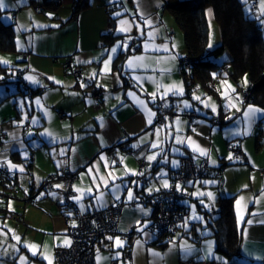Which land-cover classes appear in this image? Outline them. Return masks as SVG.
I'll list each match as a JSON object with an SVG mask.
<instances>
[{"label": "crops", "instance_id": "crops-1", "mask_svg": "<svg viewBox=\"0 0 264 264\" xmlns=\"http://www.w3.org/2000/svg\"><path fill=\"white\" fill-rule=\"evenodd\" d=\"M29 1L37 11L52 17L42 22L32 16L33 23L23 22L20 34L15 28V50L7 51L14 52L16 64L0 57V76L9 73L0 81V166L15 179L13 183L0 180V264H53L48 247L53 251L66 246L65 241L71 244L69 227L78 223L77 212L121 203L117 232L111 240L110 235L100 238L90 264H183L185 260L232 264L233 258L238 264H264V157L256 156L254 147L244 141L247 136H255L256 145L260 144L264 116L258 115L249 126L244 112L249 105L264 107L244 99L243 91L249 89L247 76L237 80L222 73L217 76L220 79L216 77L212 90L199 82L184 96V32L182 36L175 29L165 0H87L76 18H72L75 0ZM29 1L21 0L12 13L5 9L3 16L15 20L16 25ZM38 5L45 9H37ZM108 5L116 6L114 14L120 13L115 25L109 21ZM58 8H65L64 13ZM121 21L127 24L122 25ZM133 24L132 37L125 38V31L132 29ZM122 26L126 28L123 32L119 31ZM109 31L117 36L106 37ZM220 39L219 36L218 42ZM117 45L121 47L113 53L111 50ZM124 51L127 54L123 67L118 69L116 58ZM136 57L143 59L136 61ZM130 59L132 66L128 65ZM75 67L82 69L81 76L72 73ZM17 74H21V80H16ZM29 76L37 82L26 79ZM127 77L132 84H127ZM172 86L182 88V95L173 94ZM95 87L100 97H96ZM159 98L175 112L173 117L158 119L154 102ZM138 101H145V107ZM230 102L235 107H229ZM149 110L155 113L151 123ZM191 111L198 116L190 117ZM213 116L219 122H212ZM153 143L158 147L152 148ZM114 145L112 156L109 151ZM233 145L245 153L244 162L237 158ZM198 149H205L208 154L201 155ZM143 155L156 156L149 161L146 184L137 176ZM230 155L232 159H228ZM183 156H191L196 162L206 159L205 177L219 176V181L203 177L185 187V198L195 200L197 206L190 210L187 203L189 214L182 228L166 246H160L156 243L160 233L151 225L154 209L136 190L144 187L143 193L151 195L170 188L171 170L180 166ZM173 161L178 165L174 166ZM63 171L77 173L68 202L62 187H56L63 186L62 181L52 189L42 186L47 177ZM154 171L160 175H153ZM246 171L260 175L257 183L248 184L244 174L241 176ZM165 180L167 188L163 186ZM198 181L217 188L210 209L216 208L220 193L236 194L235 210L243 239L240 253L232 258L218 253L216 238L208 234L199 206L203 197L194 194L195 189L199 190ZM246 187L252 192L238 207L237 195ZM188 188H192L191 192ZM129 190L133 192L131 200L127 196ZM260 192L261 198L254 195ZM101 196L102 200L98 199ZM12 213H18L20 219L12 217ZM249 220L251 224L247 223ZM145 224L147 227H143ZM117 237L122 241L119 247L115 244ZM184 246L191 251L185 252ZM125 249L131 250L132 259L124 257Z\"/></svg>", "mask_w": 264, "mask_h": 264}, {"label": "trees", "instance_id": "trees-1", "mask_svg": "<svg viewBox=\"0 0 264 264\" xmlns=\"http://www.w3.org/2000/svg\"><path fill=\"white\" fill-rule=\"evenodd\" d=\"M247 2L249 1L165 0L164 4L166 8L173 13L177 24L184 32L187 48L186 53L190 58V66L186 68L182 62L183 55L181 56V73L184 75L187 83V89L184 96L188 95L191 87H194L195 84L199 82H201L207 89L212 90L216 77L222 73H228L237 80L242 79L243 76L246 75L248 78V88L250 89V95L247 101L257 103L264 107V34L262 32V25L257 17L258 13L256 15L253 14L251 9L252 5L250 3V6H247ZM87 4V0H75L72 18H76L77 13ZM115 7L112 5L107 6L109 21L112 25H115L116 22V15L113 12ZM209 10L214 14V17L219 24L221 38L220 41L217 44H214L211 48L208 47L210 43ZM4 12V9H0V50H15V20L6 19L3 16ZM105 36L109 38L115 37L117 34L109 31L105 33ZM134 39H136V37H134ZM129 50H131V48ZM126 54L127 51H124L118 55L115 64L116 68L121 69V67H123V58ZM224 69H228V71H225ZM8 74L9 73L0 76V81L8 78ZM127 84H132L128 77ZM160 100L161 99L159 98V103L156 104L158 109L160 106H164L172 110L163 104L162 101L160 102ZM154 103H156V101ZM174 114L175 112L173 111L172 117ZM114 148L115 145L111 149L113 150ZM232 150L234 151V149ZM143 157L146 158L148 163L145 168L140 167V160L143 159ZM201 160L198 161V163L201 162ZM241 160L243 161V159ZM177 169L178 167L171 170L172 186L166 190L163 189L149 195L143 193L144 187H137V195H140L146 203L151 204L154 209L153 223L151 224L153 227L158 218L159 198H157V196H161L163 193L171 191L174 186V173ZM207 169L208 165L201 178L192 179L183 184H179L180 191L174 196V199H176L179 203L178 205L184 208L187 212L189 206L185 203L186 192L184 189L191 182L205 177ZM149 170V160L143 155L139 159V174L137 175L138 179L143 184H146L149 181V176H147ZM157 173L160 175L159 171H154L153 175L158 176ZM0 177L1 182L9 181L10 183H13L15 181L8 169L2 166H0ZM163 195L165 198H168V194ZM235 198L236 194L220 193L216 201L217 206L212 209L205 207L203 205L204 203L202 204L199 202L200 209L204 213L206 219L205 227L209 229L208 234L216 238L217 250L229 258L240 253L243 239L242 229L238 224L237 213L235 210ZM165 203L168 204L169 200ZM121 205L123 206L122 203ZM187 217L188 215L186 217L173 219L177 230L182 228ZM198 222L202 223L201 221ZM198 226H200L199 223ZM175 232L176 231L172 232V238ZM205 235H207V233ZM169 241L170 240L166 238V233L161 232L156 243L160 246H166ZM232 262V264H238L235 261V258L232 259Z\"/></svg>", "mask_w": 264, "mask_h": 264}, {"label": "built area", "instance_id": "built-area-1", "mask_svg": "<svg viewBox=\"0 0 264 264\" xmlns=\"http://www.w3.org/2000/svg\"><path fill=\"white\" fill-rule=\"evenodd\" d=\"M252 12L257 14L258 2L257 0H252ZM37 9L44 10V5H38ZM26 52L23 53L25 57ZM182 62L186 68L190 66V58L187 53L183 55ZM70 65V61H68ZM72 73L79 77L82 75V69L80 67H75L72 69ZM17 80H21V74H17ZM96 90V88H95ZM96 97H100L99 91H95ZM244 99L247 101L250 95V89H244L243 91ZM159 101H156L158 104ZM172 116L173 111L160 106L158 109V119L164 120L166 116ZM190 117L198 116L196 111L189 112ZM212 122H219V118L213 116L211 118ZM236 155L240 159L245 158V153L240 149V147L233 146ZM110 155H114V151L110 149ZM148 163L146 158L140 160V167H147ZM208 162L206 159H202L201 162H196L191 156H183L181 159V164L174 173V186L170 192L163 193L168 194V198L164 195L157 196L158 201V218L154 223V228L157 229L159 233L165 232L166 238L168 240L172 239V232L177 231L174 218H182L188 215V212L180 207L178 201L174 199V196L180 191V185L192 179L201 178L203 176L204 170L207 167ZM159 173H157L158 175ZM77 173L74 171H63L61 174H52L47 177L42 186L47 189L54 188L58 181L63 182L62 193L67 199V202L71 200L73 195L72 184L76 179ZM169 200V203H165ZM75 209V208H74ZM123 206L121 204H109L108 206L94 209L91 211L77 212L78 223L69 227V232L72 235V242L70 245L58 246L56 248V260L57 264H90L94 260L95 251L97 244L102 236L110 235L112 238L118 230V224L121 218ZM12 217L15 219H20L18 213H13ZM123 255L127 259H132V252L130 249H125ZM207 261H195V260H185L183 264H206Z\"/></svg>", "mask_w": 264, "mask_h": 264}, {"label": "rangeland", "instance_id": "rangeland-1", "mask_svg": "<svg viewBox=\"0 0 264 264\" xmlns=\"http://www.w3.org/2000/svg\"><path fill=\"white\" fill-rule=\"evenodd\" d=\"M27 1H29V0H27ZM247 1H249V2H247V6H250L251 0H247ZM3 2H4V5H5V8H3V9L5 10V9L8 8V10H7L8 12L6 11V13H12V11L14 12V11H16V9H18V5H19V3H21V0H3ZM257 2H258V7H257L258 16L257 17L259 18V22L262 25V32L264 34V0H257ZM29 3L30 4H28V5H26L24 7V9H25L24 11L25 12H22L21 20H17V23L15 25L16 32L18 31L19 34L22 31V28H24L23 25H22L23 22L33 23L32 16L34 18H37L36 20L41 18L42 22L46 21V19H49L48 17H52L47 12L37 11L35 9L34 4H32L31 1H29ZM20 6H21V4H20ZM58 9H60V8H58ZM64 10H65V8H61L60 12L63 14ZM167 12L170 15V17H172V19L174 21L175 29L178 32L180 31V35L183 36L182 29L177 24L175 16L173 15V13L169 9H167ZM35 14L37 15L36 17L34 16ZM208 19H209V24H210V38H209V42L213 46L214 44L218 43V37L220 36V28H219V24H218L217 20L214 17V14L211 12V10H209V12H208ZM134 28L135 27H134V24H133L132 25V29H129L128 32L125 31L124 37L125 38L132 37V34L134 33ZM0 57L2 58V60H8V62H13V64H16L15 63L16 62V57H15L14 52L1 51L0 52ZM13 69H16V68H13ZM217 79H220V78L217 77ZM259 140H260V144L257 146L256 145V137L255 136H252V137L251 136H247V137L244 138L245 144L247 145V142L250 143V145H252L254 147V149H255V151L257 153L256 156H259V157L262 158V157H264V137L260 138ZM243 174H244V177H246L247 180L249 181L248 184L252 183V181H254V183H257L258 179L260 178L259 174H258V177H257V173L255 174V173H253L251 171L243 172L241 174V176ZM205 178L206 179H209V178L215 179L217 182L219 181V176H216V177H214V176H206ZM215 184H217V183H215ZM197 185L199 186V190L198 189L194 190L195 197H198V196L203 197V203L206 204V207L209 208V204H211V203L213 204L215 202V200H214L215 199V195H214L215 193L214 192L217 191L216 186L211 185V184L204 185V184H201L199 181L197 182ZM188 189L191 192L192 188H188ZM205 192L211 193L212 197H210L208 195H205ZM249 192H252V188H247L246 187L245 189L240 191V193H238L237 199H241V197H243V200H244L245 197H247ZM261 194H262V192L254 194V195H256L258 198H261L262 197ZM245 200L247 201L248 199H245ZM185 201H186V203H189L190 210H193L194 208H196L197 204H196L195 200L190 199V197H188L187 199L185 198ZM190 202H191V204H190ZM45 246H46V249H47L48 242L45 243ZM48 248H49V251H50L51 255H53V258H52L53 259V261H52L53 264H57L56 249L54 248V250L52 251L51 246H49ZM218 253H222V252L218 251Z\"/></svg>", "mask_w": 264, "mask_h": 264}, {"label": "snow or ice", "instance_id": "snow-or-ice-1", "mask_svg": "<svg viewBox=\"0 0 264 264\" xmlns=\"http://www.w3.org/2000/svg\"><path fill=\"white\" fill-rule=\"evenodd\" d=\"M3 8H5L4 2H3V0H0V9H3ZM115 15H120V13H116ZM146 23L150 24L151 21H146ZM121 24H122V25H126V24H127V21H121ZM125 30H126V28L123 27V26L119 29V31H121V32H123V31H125ZM150 35H151V34H150ZM120 47H121V45H117V46L114 47L111 51L114 53V52H116L117 49L120 48ZM125 47H126V46H125ZM144 47H145V48H148V44H145ZM208 47L211 48V47H212V44L209 43ZM109 59H110V58H109ZM142 59H143L142 57H136V58H135L136 61H141ZM128 65H129V66H132V65H133V60H132V59H130V60L128 61ZM104 70H105V71L108 70V63H107V62H105ZM94 75H95V74H94ZM213 75H215V74H213ZM26 79H28V80H30V81H33L34 83L37 82V81L35 80V77H32V76H29V77H27ZM81 86L83 87V86H86V85H83V84H82ZM171 90L173 91V94H175V95H182V93H183L182 88H177L176 86H172V89H171ZM167 91H168V90H165V95L167 94ZM233 91H234V90H233ZM129 95L131 96V95H133V94H132V93H129ZM151 95H152L153 97H155V96H156V93H152ZM164 98H165L164 96L161 97V99H164ZM195 99H200V98H199V97H195ZM138 103L141 105V107H145V103H146L145 101H138ZM185 107H188V104H187L186 102H185ZM229 107H235V105H234V104H231V102H230V103H229ZM212 110H213V112H215V111H216L215 107H213ZM153 115H155V113H151L150 110H149V111H148V122H149V123H151V118H152ZM258 115H259V116H264V109L255 108V107L249 105V106L247 107V110L244 112V116H245L246 120L248 121L249 126L251 125V123H252L254 120H256V119L258 118ZM33 122L35 123V121H33ZM237 134H239V133H237ZM48 135H51V134L48 133ZM151 147H152V148H156V147H158V144H157V143H153V144L151 145ZM198 150H199V152H200L201 155H207V154H208L207 151H206L205 149H198ZM147 159H148L149 161H153V160L156 159V156H155V155H148V156H147ZM228 159H232V156L230 155V156L228 157ZM213 163H215V162L213 161ZM173 165H174V166H177V165H178V162L173 161ZM141 175H142V173H141ZM133 183H135V182H133ZM163 186H164L165 188L169 187L167 180H165V181L163 182ZM56 187H62V185H56ZM117 190H118V189H117ZM77 191H79V189H77ZM148 191L151 192L152 189H149ZM206 195L211 196V193H207ZM127 196H128V199L131 200V199L133 198V192H132L131 190H129V191L127 192ZM98 199L102 200V196H101L100 198H98ZM117 199H119L118 196H117ZM241 200H243V197H241L240 200H237V201H236V204H237L238 207H239V205H240V203H241ZM195 218H196V219H202V218H200V217H195ZM247 223H248V224H251L252 221L249 220ZM143 227H147V225L145 224ZM143 227H141V228L139 229L141 232H143ZM17 239H19V237H17ZM108 239L111 240V239H113V238H112V237H108ZM139 243H140V242L137 241V244H139ZM65 244H66V245L70 244V241H65ZM115 244H116L117 247H119V246L122 244V241L117 237V238H115ZM31 247L34 248L35 246H31ZM211 247H212V246H211V243H209V246H208V251H209V252H211ZM184 250H185V252H190V251H191V248H190L189 246H184ZM33 254H35V253H33ZM49 264H51V262H49ZM225 264H227V262H225Z\"/></svg>", "mask_w": 264, "mask_h": 264}, {"label": "water", "instance_id": "water-1", "mask_svg": "<svg viewBox=\"0 0 264 264\" xmlns=\"http://www.w3.org/2000/svg\"><path fill=\"white\" fill-rule=\"evenodd\" d=\"M95 88H98V87H95Z\"/></svg>", "mask_w": 264, "mask_h": 264}]
</instances>
